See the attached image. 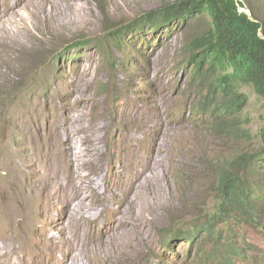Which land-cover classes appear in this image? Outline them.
<instances>
[{
    "label": "rangeland",
    "instance_id": "374dc122",
    "mask_svg": "<svg viewBox=\"0 0 264 264\" xmlns=\"http://www.w3.org/2000/svg\"><path fill=\"white\" fill-rule=\"evenodd\" d=\"M176 1L0 0V229L15 238L70 218L80 237L82 229L95 228L100 238L119 219L137 230L141 209L150 241L131 264H264V200L257 224L229 219L205 232L221 202L211 168L260 153L264 129V103L250 88L242 90L249 101L239 122L245 119L240 125L252 131V141L215 135L209 118L191 111L197 97L185 48L207 18L158 35L145 26L130 40L145 43L132 65L127 48L107 55L114 31ZM247 6L264 19V0ZM63 127L73 171L50 138ZM260 160L240 175L264 190ZM73 181L82 191L72 189ZM85 193L86 207L80 204ZM72 197L78 207L68 216L65 200ZM24 211L29 221L13 219ZM87 212L91 217L83 218ZM67 251L90 264L106 258L99 241L88 247L79 240ZM56 261L53 247L34 264Z\"/></svg>",
    "mask_w": 264,
    "mask_h": 264
},
{
    "label": "trees",
    "instance_id": "16d2710c",
    "mask_svg": "<svg viewBox=\"0 0 264 264\" xmlns=\"http://www.w3.org/2000/svg\"><path fill=\"white\" fill-rule=\"evenodd\" d=\"M247 2L178 0L114 31L113 45L115 48L126 47L128 43L120 42V37L132 28L142 29L150 25L156 30L162 25L171 27L179 22L189 23L198 17L207 18L203 33L193 38L185 48L184 59L190 69L189 87L197 97V103L190 107L191 111L209 118L215 135L252 141L251 131L239 123L243 114L242 96L247 99L240 89L251 87L264 101V19L255 9L247 6ZM240 7L250 11L254 20L246 12H241ZM106 50L108 55L111 48ZM261 138L263 150L260 153L242 155L229 160L226 165L218 163L211 168L221 202H217L215 214L211 213L206 222L207 234L213 226L229 219L247 225L256 222L257 205L264 198V191L246 181L240 171L243 166L246 171L255 170L264 155V131ZM193 234L186 236L189 241L196 236Z\"/></svg>",
    "mask_w": 264,
    "mask_h": 264
},
{
    "label": "bare ground",
    "instance_id": "6f19581e",
    "mask_svg": "<svg viewBox=\"0 0 264 264\" xmlns=\"http://www.w3.org/2000/svg\"><path fill=\"white\" fill-rule=\"evenodd\" d=\"M130 61L132 65L133 59ZM66 120L72 121L73 124L78 122L76 118H69ZM68 134L69 129L67 127H63V129L58 128L50 134V138L55 147L61 148L62 156L66 158L69 163V170L73 171L74 158L68 154V140H63ZM84 179L92 183L89 177H84ZM71 187L74 191H82L79 182L73 181ZM48 192L50 193V190H48ZM87 200H90V196L88 193H85L80 204L86 207L88 205L86 202ZM71 201L79 202L74 199V197L70 199L66 198L65 204L69 206L68 216L73 215L72 210L74 211L78 207V203L74 205ZM30 214V212L24 211L15 215L13 219L17 220L21 218L23 221H29L30 219L25 218ZM86 217H91L88 212L83 215V218ZM135 217L138 221L136 224L138 227L137 230L132 228L130 219H119L116 225L110 223L106 228L108 231L100 238L95 236L97 230L95 228H89L87 231L82 229L84 238L80 237L79 232L76 230L72 221H70V218L68 221L58 223L53 229L41 230L34 228L30 233L15 238L7 234V230L0 229V242H2L0 246L2 250L0 251V263L15 264L13 258L16 257L17 262L20 264H34L35 261L39 260V253L46 252L50 248L55 247L58 249L61 259L60 262L56 261V264H90V259L88 261L83 259L77 260L73 252L67 251L73 248L75 243L80 240L82 244L88 247L94 244V241H99L106 255V258L103 259L104 264H131L142 251H148V242L150 241L145 235L146 220L143 210H136ZM36 237H40V239L36 240ZM5 251L9 253V256L2 253ZM27 256H31V259H26Z\"/></svg>",
    "mask_w": 264,
    "mask_h": 264
},
{
    "label": "clouds",
    "instance_id": "9594fccd",
    "mask_svg": "<svg viewBox=\"0 0 264 264\" xmlns=\"http://www.w3.org/2000/svg\"><path fill=\"white\" fill-rule=\"evenodd\" d=\"M240 11L241 12H246L247 14H249L250 16V18L252 19V20H254V18H253V16H251V13H250V11H246L245 9H243V8H241L240 7ZM147 15V14H146ZM146 15H144V16H146ZM144 16H142V17H144ZM141 17V18H142ZM198 18H201V17H198ZM140 18H138V19H136L132 24H134L137 20H139ZM194 20V19H193ZM180 23V22H179ZM181 23H183V22H181ZM132 24H130V25H132ZM178 24V23H177ZM146 26H150V25H146ZM145 27V26H144ZM143 27V28H144ZM172 27H174V26H171V27H169V26H166V25H162V26H160L159 28H157L156 30H153L152 28H151V30L152 31H156V33L155 34H159V33H163V29L164 28H172ZM142 28V29H143ZM142 29H136V28H132V30L130 31V32H128V33H131V36L125 41V40H123V41H121L120 40V42H127L128 43V45L126 46V47H124L123 46V48H121V47H116V48H118V49H120V50H123L124 48H127V50H129L130 51V53H131V55L133 56V60H135V59H139V60H141V56H142V54L144 53V49H143V46H145V43L143 42V41H141V44H139L137 47L136 46H134L132 43H131V39L136 35V34H139V33H141V32H143L142 31ZM122 37V36H121ZM121 37H120V39H121ZM113 41V40H112ZM114 42V41H113ZM130 45H132V47H130L129 48V46ZM115 48V44L113 45V47L111 48V51L112 50H115L116 49ZM114 63L115 62H112V64L114 65ZM186 65V64H185ZM244 88H250V89H252L251 87H248V86H245V87H242L241 89H240V93H242V94H244L245 95V97L247 98V99H245L244 98V96H242L243 97V102H244V105H243V113H244V110H245V107H246V104L248 103V101H249V97H248V95L245 93V92H243L242 90L244 89ZM252 91L254 92V90L252 89ZM255 93V92H254ZM256 94V93H255ZM257 95V94H256ZM258 96V95H257ZM260 98V97H259ZM261 99V98H260ZM262 100V99H261ZM263 101V100H262ZM263 103H264V101H263ZM242 118H244V116H243V114H242V116H241ZM240 117V118H241ZM245 120V119H244ZM244 120L242 119L240 122L243 124V125H245V123H244ZM239 122V123H240ZM250 130V129H249ZM251 131V130H250ZM264 131V129L261 131V133ZM261 133H260V135H259V138H261ZM251 134H252V131H251ZM252 136H253V140H254V135L252 134ZM261 141H262V138H261ZM262 143V142H261ZM262 150H263V143H262ZM261 150V151H262ZM264 155H262L261 157H263ZM259 159V158H258ZM259 162H261V160L259 161ZM258 162V163H259ZM249 177H247V178H245V180L246 181H248L249 182ZM249 183H251L252 185H254V186H256V184H254V183H252V182H249ZM257 187V186H256ZM258 188V187H257ZM258 190V189H257ZM260 191H264V190H262V189H259ZM263 200H264V198L261 200V202L257 205V208H258V211H259V206L262 204V202H263ZM258 211H256V213H257V215H258ZM257 218H258V216H257ZM257 218H256V222L254 223V224H257L258 222H257ZM234 221V220H233ZM243 224H245V223H243ZM250 225V224H249ZM194 235V234H193Z\"/></svg>",
    "mask_w": 264,
    "mask_h": 264
}]
</instances>
